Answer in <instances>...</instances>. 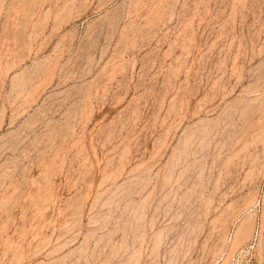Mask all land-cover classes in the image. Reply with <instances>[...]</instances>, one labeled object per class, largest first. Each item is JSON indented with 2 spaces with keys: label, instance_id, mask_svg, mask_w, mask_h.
Wrapping results in <instances>:
<instances>
[{
  "label": "rangeland",
  "instance_id": "rangeland-1",
  "mask_svg": "<svg viewBox=\"0 0 264 264\" xmlns=\"http://www.w3.org/2000/svg\"><path fill=\"white\" fill-rule=\"evenodd\" d=\"M0 264H264V0H0Z\"/></svg>",
  "mask_w": 264,
  "mask_h": 264
}]
</instances>
